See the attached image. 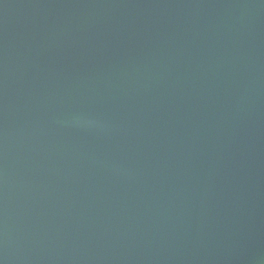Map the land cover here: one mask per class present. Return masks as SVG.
I'll return each instance as SVG.
<instances>
[{
	"label": "water",
	"instance_id": "1",
	"mask_svg": "<svg viewBox=\"0 0 264 264\" xmlns=\"http://www.w3.org/2000/svg\"><path fill=\"white\" fill-rule=\"evenodd\" d=\"M0 264H264V0H0Z\"/></svg>",
	"mask_w": 264,
	"mask_h": 264
}]
</instances>
